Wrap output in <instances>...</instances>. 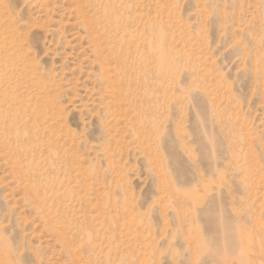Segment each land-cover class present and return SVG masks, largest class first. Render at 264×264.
Masks as SVG:
<instances>
[{
    "label": "rangeland",
    "instance_id": "obj_1",
    "mask_svg": "<svg viewBox=\"0 0 264 264\" xmlns=\"http://www.w3.org/2000/svg\"><path fill=\"white\" fill-rule=\"evenodd\" d=\"M0 264H264V0H0Z\"/></svg>",
    "mask_w": 264,
    "mask_h": 264
}]
</instances>
